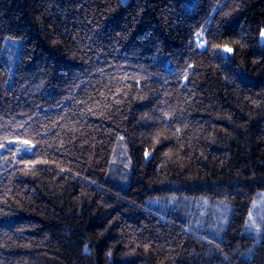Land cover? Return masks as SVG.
Segmentation results:
<instances>
[{
  "label": "trees",
  "instance_id": "obj_1",
  "mask_svg": "<svg viewBox=\"0 0 264 264\" xmlns=\"http://www.w3.org/2000/svg\"><path fill=\"white\" fill-rule=\"evenodd\" d=\"M263 26L264 0H0V264H264Z\"/></svg>",
  "mask_w": 264,
  "mask_h": 264
},
{
  "label": "rangeland",
  "instance_id": "obj_2",
  "mask_svg": "<svg viewBox=\"0 0 264 264\" xmlns=\"http://www.w3.org/2000/svg\"><path fill=\"white\" fill-rule=\"evenodd\" d=\"M260 38L264 42V26L261 29ZM7 42L8 45L10 46L11 45L16 46V48H14L13 51L16 53V55L19 54L21 47L19 40L8 39ZM226 49H231V47L226 46L222 49L224 54L229 55L232 49L231 51H226ZM9 62H10V68L13 71L14 70L13 60L9 59ZM263 214H264V191L261 193L260 197L253 204L252 211L249 216V221L247 223V228H249V230L251 231L259 230V228H261L262 225L261 222L258 221V217L262 216Z\"/></svg>",
  "mask_w": 264,
  "mask_h": 264
},
{
  "label": "snow or ice",
  "instance_id": "obj_3",
  "mask_svg": "<svg viewBox=\"0 0 264 264\" xmlns=\"http://www.w3.org/2000/svg\"><path fill=\"white\" fill-rule=\"evenodd\" d=\"M226 51H231V49H226ZM27 143H28L27 141H22L21 142L22 145H26ZM0 147H3V145H0ZM17 150L18 151H30L31 149L21 147V148H18Z\"/></svg>",
  "mask_w": 264,
  "mask_h": 264
},
{
  "label": "built area",
  "instance_id": "obj_4",
  "mask_svg": "<svg viewBox=\"0 0 264 264\" xmlns=\"http://www.w3.org/2000/svg\"><path fill=\"white\" fill-rule=\"evenodd\" d=\"M205 43H206V41H205L204 39H201V40H200V44L203 45V44H205Z\"/></svg>",
  "mask_w": 264,
  "mask_h": 264
},
{
  "label": "water",
  "instance_id": "obj_5",
  "mask_svg": "<svg viewBox=\"0 0 264 264\" xmlns=\"http://www.w3.org/2000/svg\"><path fill=\"white\" fill-rule=\"evenodd\" d=\"M4 150L5 148H0V155L3 153Z\"/></svg>",
  "mask_w": 264,
  "mask_h": 264
}]
</instances>
